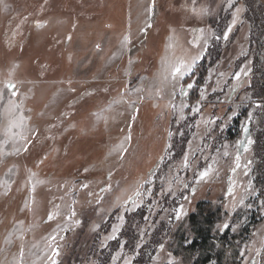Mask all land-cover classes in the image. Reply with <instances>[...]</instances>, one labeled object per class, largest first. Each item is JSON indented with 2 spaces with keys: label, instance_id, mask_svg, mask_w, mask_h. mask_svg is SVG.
<instances>
[{
  "label": "rangeland",
  "instance_id": "rangeland-1",
  "mask_svg": "<svg viewBox=\"0 0 264 264\" xmlns=\"http://www.w3.org/2000/svg\"><path fill=\"white\" fill-rule=\"evenodd\" d=\"M253 1L0 0V264H141L171 201L182 197L175 228L221 194L237 264H264ZM181 60L191 70L174 79ZM162 245L147 264H188Z\"/></svg>",
  "mask_w": 264,
  "mask_h": 264
},
{
  "label": "trees",
  "instance_id": "trees-1",
  "mask_svg": "<svg viewBox=\"0 0 264 264\" xmlns=\"http://www.w3.org/2000/svg\"><path fill=\"white\" fill-rule=\"evenodd\" d=\"M247 1L246 6L249 10L255 2L253 0ZM120 66L121 63H118L113 67V70L120 68ZM259 128L257 126L253 131L258 133ZM258 154L259 150H257ZM260 173L262 179L264 173L261 171ZM219 196L214 199L197 201L194 210L187 215L183 223H179L175 228L178 208H175L174 205L179 207L182 197L171 201V206L172 204L173 206L169 215L153 229L149 239L140 247V253L136 260L141 264L149 263L156 255L157 248L163 244L166 237H169L172 239L173 245H176L171 250L174 259L183 258L188 264H237L241 241L240 234L232 233L230 224L222 220L225 199L222 194ZM148 207L149 205L146 204L139 209L137 219H142L148 211ZM137 214L135 213V215ZM130 220H127V227L120 232L122 236H127V238L128 232L130 236L134 232V229L130 230L132 227ZM225 224L228 227H224Z\"/></svg>",
  "mask_w": 264,
  "mask_h": 264
},
{
  "label": "snow or ice",
  "instance_id": "snow-or-ice-1",
  "mask_svg": "<svg viewBox=\"0 0 264 264\" xmlns=\"http://www.w3.org/2000/svg\"><path fill=\"white\" fill-rule=\"evenodd\" d=\"M226 38H227V33H225V39H226ZM125 40L127 41V37L125 38ZM97 47H99V46H97ZM193 62H194V61H193ZM191 67H192L191 64H185V63L181 60V61H179L178 63L173 64V65L171 66V75H172L173 78L175 79L177 76H182V75H184L187 71H190V70H191ZM236 78L239 79V75H238V74H237V77H236ZM13 87H14V86H13ZM188 87L190 88V87H192V85L189 84ZM182 90H183V89H182ZM13 94L15 95V93H13ZM18 107H19V105H16V104L10 102V107H9L8 111L11 112L13 109L18 108ZM173 107H175V106L173 105ZM22 121H23V117L20 118V122L12 121V122H11V126H12V127H19V126H22ZM245 131H247V130L245 129ZM169 135H171V133H169ZM21 139H24V137H21ZM249 143H251L250 140H249ZM17 151H19V149H17ZM225 155H227V153H225ZM185 166H187V158H185ZM237 167H239V160H238V158H237ZM209 171H210V169H209V170H205L204 172H201V173H200V178L203 179V178L207 177V176L209 175ZM85 187H86V185H85ZM229 191L231 192V189H229ZM137 194H139V193H137ZM179 216H180V213L178 212V213H177V218H179ZM50 218H51V217H50ZM224 227H228V225L225 224ZM161 247H163V245H161ZM53 254L55 255L56 253H53ZM53 264H55V262H53Z\"/></svg>",
  "mask_w": 264,
  "mask_h": 264
}]
</instances>
